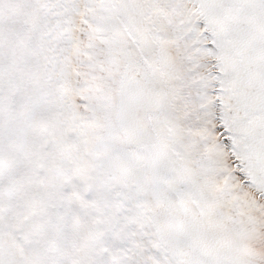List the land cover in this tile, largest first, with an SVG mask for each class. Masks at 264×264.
<instances>
[{
    "label": "snow or ice",
    "instance_id": "obj_1",
    "mask_svg": "<svg viewBox=\"0 0 264 264\" xmlns=\"http://www.w3.org/2000/svg\"><path fill=\"white\" fill-rule=\"evenodd\" d=\"M0 264H264V0H0Z\"/></svg>",
    "mask_w": 264,
    "mask_h": 264
}]
</instances>
